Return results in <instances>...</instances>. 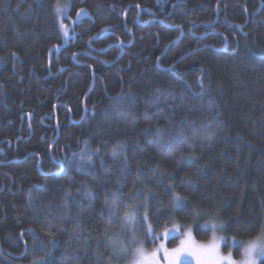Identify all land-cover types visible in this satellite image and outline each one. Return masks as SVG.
Masks as SVG:
<instances>
[{"label":"trees","instance_id":"trees-1","mask_svg":"<svg viewBox=\"0 0 264 264\" xmlns=\"http://www.w3.org/2000/svg\"><path fill=\"white\" fill-rule=\"evenodd\" d=\"M133 185L155 237L261 232L264 0H0V264H107L104 196Z\"/></svg>","mask_w":264,"mask_h":264},{"label":"snow or ice","instance_id":"snow-or-ice-1","mask_svg":"<svg viewBox=\"0 0 264 264\" xmlns=\"http://www.w3.org/2000/svg\"><path fill=\"white\" fill-rule=\"evenodd\" d=\"M217 3H219V0H217ZM65 7H67V5H65ZM137 7H139V5H137ZM56 10L57 12L62 11L59 7ZM82 12L83 10L77 11V17H79ZM61 27L63 28L64 26L61 25ZM177 27H180V25H177ZM101 31H107V29H102ZM65 35H67V32H65ZM12 55L15 56L16 54L12 53ZM159 59L160 58L157 57V60ZM194 124L195 122H193V126ZM207 127L208 126L206 125L205 129ZM203 133L204 129L201 130L202 135ZM187 138L188 134L182 128L175 133H167L166 140L165 133H163L160 129H157L155 133V140L157 144L166 146L169 149L179 143H182ZM151 142L152 141H149V143ZM113 154H116L115 149L113 150ZM88 159L90 162L91 157ZM77 167L79 168L80 166L78 165ZM188 180L190 181V177ZM171 187L172 186H169V192H171ZM89 194V192L85 193V195ZM149 195L142 194V192L137 189L135 185H133L127 192L122 189H117L115 192H112L110 196L107 192L105 193L103 210L100 214L101 218L104 219L106 224H115L121 229L120 233H116L114 235H109L108 229H105V239L107 241L105 247L109 248L111 252V255L108 257L107 264H118V261L126 259L129 253H132L135 257V259L130 261V264H157L156 255L158 250H154L149 256L143 248L144 240L138 239L140 230L145 229V226H147L146 231L144 232L145 239L149 236L155 237L156 233L153 229L152 223H150V220H155L156 223L159 224V219L149 210V204L151 202ZM181 199L182 198L178 197L175 193L172 194L169 215H173L177 207H182L179 203ZM183 199H186V197ZM121 209L124 210L123 216L119 214ZM141 209L143 211H141ZM192 214L194 223L197 222L195 220L196 216L207 215V213L200 212L198 207L193 209ZM224 225L225 222L223 221H221L219 225L212 223L213 237L206 244L195 243L190 227L182 233L184 239L181 240L179 247L169 250L164 248L163 244H161L160 248L164 251L165 264H184L183 257L185 255L193 256L196 259V264H223L224 261H227V264H236L230 256H224L220 253V240L223 239V237H217L215 235V231L217 227L223 229ZM250 227L251 226L249 225H242L240 226V230L247 231ZM260 229L261 235L255 240L246 242V245L244 246L243 251L244 256L246 257L245 264H256V260L261 256H264V223H261ZM177 230L178 229L173 222V228H165L163 236L166 238L173 231ZM73 231H76L75 227L73 228ZM69 259H72V257Z\"/></svg>","mask_w":264,"mask_h":264},{"label":"rangeland","instance_id":"rangeland-1","mask_svg":"<svg viewBox=\"0 0 264 264\" xmlns=\"http://www.w3.org/2000/svg\"><path fill=\"white\" fill-rule=\"evenodd\" d=\"M82 15V14H81ZM80 15V16H81ZM57 16H58V26H59V29L62 33V36L64 38L65 41H67V39L69 38V30L67 29V27H65L63 21H62V18H63V10L60 11V12H57ZM61 25H63L64 27L62 28ZM65 32H67V35H65ZM219 225V224H217ZM177 231H173L168 237H164L163 236V232H161L157 237H155V244L150 247L149 249L147 248H144L145 252L150 254L154 251V250H158L157 251V255H156V262L157 264H165V261H164V251L163 249L160 248V245L163 244L164 248H167V249H172V248H176V247H179L180 246V242L182 239H184V236L182 235V233L187 230L188 228H185V229H180L179 226H177ZM173 227H170L168 229H172ZM210 230H211V236L208 240H205V241H197L196 239L193 238V240L195 241L196 244H206L209 240L212 239L213 237V229H212V225L209 226ZM219 227H217L216 231H215V235L217 237H223V239L220 240V253L221 255H224V256H230V258L236 262V264H245V260H246V257L244 256V246L246 245V242L250 241V240H255L258 236L261 235V232L254 238H251V239H248V240H237V239H233V238H226L224 237L222 234L219 233ZM173 237H178V240L177 242L172 245V246H169L168 245V240L170 238H173ZM228 245L229 247L227 248V250L224 251L223 249V245ZM238 246L240 248V257L239 258H235L233 256V252H234V247ZM264 258V256H261L259 259L256 260V264H258V262ZM133 259H135V257L133 256L132 253H129L125 259V262L123 264H130V261H132ZM183 260H184V264H196V259L193 257V256H188V255H185L183 257ZM223 264H227V261H224Z\"/></svg>","mask_w":264,"mask_h":264},{"label":"water","instance_id":"water-1","mask_svg":"<svg viewBox=\"0 0 264 264\" xmlns=\"http://www.w3.org/2000/svg\"><path fill=\"white\" fill-rule=\"evenodd\" d=\"M175 4H176V3H175ZM175 4H173V5H175ZM61 49H62V46H59V47L54 48L53 51H54L55 53H59V51H60ZM26 117L28 118V120H30V115H29V114H27Z\"/></svg>","mask_w":264,"mask_h":264},{"label":"flooded vegetation","instance_id":"flooded-vegetation-1","mask_svg":"<svg viewBox=\"0 0 264 264\" xmlns=\"http://www.w3.org/2000/svg\"><path fill=\"white\" fill-rule=\"evenodd\" d=\"M69 30V28H67ZM70 39V35H69V38L67 39V41ZM117 47L118 48H122V45L120 43L117 44Z\"/></svg>","mask_w":264,"mask_h":264}]
</instances>
